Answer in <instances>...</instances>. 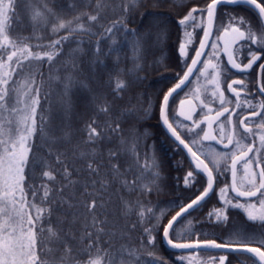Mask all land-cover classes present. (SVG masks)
<instances>
[{"label":"trees","instance_id":"obj_1","mask_svg":"<svg viewBox=\"0 0 264 264\" xmlns=\"http://www.w3.org/2000/svg\"><path fill=\"white\" fill-rule=\"evenodd\" d=\"M207 1L138 0L135 7H130V0H38L34 5L43 10L46 4L47 8L58 15L59 20L73 21V27L83 24L88 31H77L70 41L57 46L60 55L54 56L52 61H48L47 57L41 61H31L34 78L29 80L33 89L31 95L39 100L36 107L37 126L43 117L60 140L51 149L53 156L49 157V146L37 133L30 141L32 152L47 159L54 167H59L56 165L55 154L64 153L61 159L73 171L72 179L83 180L86 174L74 170L85 167L81 152L88 153L95 149L103 174L107 171L105 165L108 162V151L117 146L119 137L128 139L132 131L139 136L137 155L143 167L136 168L135 175L129 173L125 177L129 182L136 180L138 190L130 191L120 182L111 183L106 192L102 191L105 207L97 209L98 220H107V230L114 233L112 237H104L102 247H108L105 241L110 239L112 254L127 264H149L153 260L157 264H185L178 255L186 252L223 254L227 257L224 264H256L253 259L239 253L172 251L162 242L163 228L180 209L178 205L187 204L190 198L199 193L197 189L201 191L205 185L202 175H198L194 187L184 186V177L193 167L185 153L167 135L157 115L161 96L169 85L165 76L175 73L177 59L175 53L169 47L167 49L162 35H174L179 20L191 9L203 7ZM25 8V4L16 0L13 11L18 15L8 13V34L10 37H28L24 43L30 45L34 53L52 51L47 46L51 41L66 35L67 30L53 33L52 26L59 20L52 17L47 24L34 26ZM84 13L98 15L97 21L90 22ZM76 17L80 19L77 21ZM114 24L116 28L109 35L106 30ZM137 41L140 42L139 51ZM25 75L27 70L24 75H13V80L24 83ZM69 76L72 77V83L66 89ZM118 82L126 85L122 91L116 88ZM35 89H39L38 96ZM27 90L28 85L21 89V100L25 99L22 93ZM105 107L109 109L107 112L101 110ZM93 121L99 126L97 130L104 133L95 144L88 142V125ZM116 123L120 125L118 133L110 131ZM65 131L69 133L67 137H64ZM130 160V156H121L119 163L122 171L128 168ZM153 164L159 167L153 168ZM153 172H159V179L154 186L151 184ZM25 173L29 176L26 187L29 184L39 187L40 179H31L29 168L25 169ZM36 176L39 177L38 171ZM60 178L57 175V180ZM145 184L151 190L142 194L140 186ZM220 186L222 183L217 182L216 191ZM216 191L201 207L177 221L170 232L174 241L215 240L223 243L231 238L236 228L252 234L253 227L261 225L249 222L245 215L236 212L234 206H226L225 201L228 199L219 197ZM123 201L133 206L131 212L125 213L122 210ZM137 202L144 209L143 220L138 215L140 207L136 206ZM57 207L60 211L56 215L67 211L64 206ZM225 207L226 220L218 221L215 216L209 217L214 209ZM148 209L152 211L148 212ZM71 211L82 212L83 209ZM145 227L155 228L152 232V245L147 243ZM76 230L79 232L83 229L77 224ZM128 250H135V255H128ZM79 258L82 262L88 259L87 255Z\"/></svg>","mask_w":264,"mask_h":264},{"label":"snow or ice","instance_id":"obj_2","mask_svg":"<svg viewBox=\"0 0 264 264\" xmlns=\"http://www.w3.org/2000/svg\"><path fill=\"white\" fill-rule=\"evenodd\" d=\"M18 2L26 5L25 11L30 13V20L34 26L47 24L50 17L59 20L58 15L47 8L46 4L43 10L34 7L38 0H18ZM137 2L138 0H130V7H135ZM221 4L233 6L247 5L249 10L254 12L258 20L255 32L250 21L246 19L237 20L231 15L229 16V20L239 24L240 27H231V24L229 27H231L233 33L237 34L238 39L246 40L253 44L257 43L256 33L258 32L259 45L264 47V0H211L206 10L191 9L179 20V24L184 26L186 22L195 20L194 13L198 12L200 15H203L205 11L208 22L211 24L214 19L215 10ZM15 7L16 0H8L7 3L4 0H0V121H2L0 122V264H127L123 259H118L117 256L112 254L110 239L105 241L108 247H102L101 242L104 241V237H112L114 233L107 230V220H98L97 209L105 207L106 201L103 200L102 191L106 192L111 183L120 182L123 187L129 188L130 191L138 190L136 186L137 181L129 182L125 177L129 173L135 175V169L143 167L140 165L137 155L139 136L136 135L135 131H132L128 139L119 137L117 146L108 151V162L105 165L107 171L103 174L100 171L101 165L97 162L99 157L95 149L88 153L81 152L80 156L83 159L85 167L74 170L78 173L86 174V178L83 180L72 179L73 171H70L69 165L61 159L64 153L55 154L56 165L59 167H54L47 159L38 157L32 152L30 141L37 133L44 143L49 146V157L53 156L51 149L60 140L55 136V133L48 124L45 123L43 117L40 119L39 127L37 126L36 107L39 104V100L31 95L33 89L29 84V80L34 79L31 61H41L44 57H47L48 61H52L54 56L60 55V49L57 46L70 41L72 35L77 31H88V29L83 24H77L76 27H73V21L65 22L59 20L58 23L53 24L51 31L57 33L60 30H67V34L51 41L47 47L51 48L52 51L44 52L43 54L40 52L34 53L31 51V46L24 43L28 37H10L8 34L10 30V25L7 24L8 13L12 12L13 15H18L13 11ZM83 15H87L90 22H95L98 19V15H89L87 13ZM75 19L78 21L80 17H76ZM120 26L123 27V24ZM241 27L244 28L243 31ZM115 28L116 25L114 24L106 31L111 35ZM128 31L134 32L131 29H128ZM246 32L247 37L245 35ZM204 36L205 38L209 36L208 30L204 31ZM139 45L140 42L137 41V51L140 50ZM205 46V40H201L200 49H204ZM184 49L185 45L181 44L180 52L182 55L184 54ZM225 50L227 51V46ZM99 51L100 49L97 48V52ZM201 55L202 52L197 50L196 57L199 58ZM250 56L251 59L243 67L236 63L230 54L228 63L234 69L247 71L261 58L257 52H250ZM197 58L192 59V66L187 68L184 77L180 79L179 83L163 95L160 105V118L162 124L170 132L171 137L183 145L195 161L194 167L184 177V186L186 188L194 187L196 183L195 177L203 173H206V186L203 188V191L197 189L199 194L195 198H190L189 203L178 205L180 211L164 227L163 236L165 242L173 248L192 249L195 251L207 250L209 248L228 249L229 252H238L239 255L248 256L256 264H264V250H262L264 249V233L257 236L249 234L242 228H236L231 234V238L223 243L210 240L197 241L195 245L192 243L174 242L173 238H169V230L174 229V222H177L178 218L189 215L192 210L201 207L212 194L214 190L213 171L215 169L219 172L221 161H225L226 164L229 158V153L227 152L214 150L207 153L205 160H208L213 165L210 168L209 164L205 163V160H201L200 155L196 151H193L188 143H185V140L181 138L172 123L169 122L167 114L169 100L184 85L185 81L188 80L194 67L200 63ZM259 67L264 72V64H260ZM205 68H207V65H205ZM212 68L215 71L216 65H212ZM26 70L27 75L24 76V83L13 80V75H24ZM215 79L214 75L209 82L213 83ZM67 80L66 89L70 87L72 77L69 76ZM233 84L243 87L244 81L234 80L231 84H228V89L239 98L240 92L233 87ZM25 85H28V90L22 93L25 99L21 100V89ZM125 87L126 85L123 82H118L116 85L118 91H122ZM258 91L261 95H264V86L259 87ZM35 92L38 96L39 89H35ZM213 95H215V92H213ZM224 102V95L221 92V105ZM180 103L183 105L184 101L182 100ZM21 104L23 105L22 107H17V105ZM261 107L264 108V105H261ZM101 110L107 112L109 109L105 107ZM228 111V108L225 107L223 111L217 112V118L223 116ZM4 113H7V115H4ZM145 115H147L146 111ZM252 115H260L261 123L264 125V115L255 111ZM186 119H191V116H187ZM240 123L244 124V121L242 120ZM196 126L199 127V124ZM98 127V125H95V121L88 125L89 143L95 144L104 136L102 130H97ZM245 130L246 132H251L250 128L246 127ZM110 131L118 133L120 131L119 123H116L115 128L110 129ZM221 131H223V125H221ZM68 135L69 133L65 131L64 137ZM203 139H210L207 132L204 133ZM211 139H215V137H211ZM260 141L264 144V135L260 136ZM195 143L197 141L193 140L192 144ZM232 143V138L229 137L228 144H225L224 147L228 148ZM238 144L239 142L237 141V146ZM252 151L253 149L250 146L248 152ZM122 155L131 157L128 168L123 171L119 163ZM245 157L247 158L245 159ZM241 160H243L245 175L246 177L249 176L248 165L253 163L252 157H248V153L245 152L243 156L232 158L230 168L233 183L231 189L238 198H245V203L237 201L233 204L231 200H226L225 205L243 209L249 222L260 223L264 226V169H261L258 173L251 172L250 177L247 179V189L239 191L236 182V170L237 164ZM152 167L158 168L159 165L153 164ZM26 168H29L32 172L31 179H40L41 183L39 187L35 184H29L26 187V181L29 179V176L25 173ZM37 171L39 172V177L36 176ZM57 175L61 177L60 180H57ZM151 175V184L154 186L159 179V172H153ZM257 176L259 177V181H257ZM138 179L139 177H137ZM89 188L92 190L89 191ZM41 190L42 194H40ZM140 190L143 194L144 191H150L151 188L145 184L140 186ZM224 191L225 189H221V193ZM29 194L31 195V200H29ZM66 196L67 199L65 198ZM251 198L256 199L252 201ZM257 204L259 208H257ZM57 205L64 206L67 211H63L62 215H56L60 211ZM136 206L140 207L138 215L143 220L144 209L139 205V202H137ZM80 208L83 209L82 212L71 211L72 209ZM132 208L133 206L127 201L122 202V210L125 213L131 212ZM151 211V209H148V212ZM161 215H164V213H161ZM212 216H215L218 221L226 220V207L214 209L209 213V217L211 218ZM77 224L83 229L82 231L77 232ZM153 231H155V228H144V232L148 235L147 243L149 245L154 244ZM201 243L205 246L204 249L200 248ZM250 244H258L259 246L250 247ZM81 255H87L88 259L82 262L79 258ZM128 255L134 256L135 250H128ZM226 259V256L220 257V264H224ZM149 264H157V261H150Z\"/></svg>","mask_w":264,"mask_h":264},{"label":"flooded vegetation","instance_id":"obj_3","mask_svg":"<svg viewBox=\"0 0 264 264\" xmlns=\"http://www.w3.org/2000/svg\"><path fill=\"white\" fill-rule=\"evenodd\" d=\"M210 1L208 0L203 7L198 9L206 10ZM230 15L237 20L246 19L250 21L255 32L258 20L247 5H219L215 10L212 31L200 63L187 84L170 98L167 114L169 122L172 123L181 138L192 147L193 151L200 155L202 160H205L207 153L214 150L229 153L227 163L225 164V161L222 160L219 172L215 169L213 171L214 190L212 193L216 191V183L221 182L222 186L216 191L218 196L231 200L235 204L237 201L245 203V198H238L231 192V159L236 156H243L245 152L248 153V157L253 159V163L248 165V177L245 175L243 160L237 164L236 182L240 191L247 189V179L251 172L258 173L264 169V144L260 141V136L264 135V125L261 123L260 115H252L254 111L264 115V108L261 107L264 105V95L258 91L259 87L264 86V72L259 67L260 64H264V47L259 45L258 32L256 33L257 43L255 44L238 39L237 34L231 31V27H240V25L230 21ZM194 16L195 20L186 22L184 26L178 22L174 35H163L167 49L169 47L177 59L174 66L175 73L165 76L169 85L163 92L161 101L163 95L183 77L200 45L205 29L206 11L203 15L197 12ZM230 24L231 27H229ZM241 30L243 31L244 28L241 27ZM245 35L247 37V32ZM181 44L185 45L183 55L180 52ZM226 46L227 51L225 50ZM250 52H257L261 57L251 69L239 71L232 68L228 63L230 54L231 58L243 67L251 59ZM212 65H216L215 71H213ZM214 75L216 77L215 82L210 83L209 81ZM234 80L244 81L243 87L233 84V87L240 92L239 98L228 89V84ZM221 92H223L225 101L223 105L220 103ZM182 100L184 101L183 105L180 103ZM160 105L157 111L159 121ZM225 107L229 111L217 118L216 113L223 111ZM187 116H191V119H186ZM211 116H216L215 120H208ZM242 120L244 124L240 123ZM197 124L199 127L196 126ZM221 125H223V131H221ZM246 127L251 129L250 133L246 132ZM206 130L209 131V137H215L218 142L204 140L203 135ZM229 137L232 138L233 143L225 148L224 145L228 144ZM193 140H196L197 143L192 144ZM237 141L239 142L238 146ZM250 146L253 149L252 152H248ZM205 163H208L210 168L213 167L208 160H205ZM202 177L205 181V187L206 179L204 176ZM257 181H259L258 176ZM221 189H225V191L221 193ZM251 199L255 201L256 198ZM257 208H259L258 204ZM234 209L246 216L243 209L236 207ZM252 245L259 246L257 244Z\"/></svg>","mask_w":264,"mask_h":264},{"label":"water","instance_id":"obj_4","mask_svg":"<svg viewBox=\"0 0 264 264\" xmlns=\"http://www.w3.org/2000/svg\"><path fill=\"white\" fill-rule=\"evenodd\" d=\"M209 3H211V1L209 2ZM208 3V4H209ZM207 4V5H208ZM221 5H225V4H221ZM207 8V7H206ZM214 16H215V13H214ZM213 21H214V19H213ZM212 27H213V22L211 23V24H209V22H208V18H207V13H206V18H205V29H204V31L205 30H208L209 31V36L207 37V38H205V36H204V34H203V36H202V38H201V40H205V45L207 46V43H208V40H209V38H210V34H211V31H212ZM206 46H205V48L204 49H200V45H199V47H198V50H200L201 52H202V55L199 57V58H197L196 57V53H195V55H194V57H193V59L194 58H197L199 61L201 60V58H202V56H203V54H204V52H205V49H206ZM199 64V63H198ZM198 64L194 67V70H193V72L189 75V78H188V80L187 81H185V83H184V85H182L181 86V88L180 89H182L186 84H187V82L189 81V79L191 78V76H192V74L194 73V71H195V69H196V67L198 66ZM192 66V61H191V64H190V66L189 67H191ZM183 77H184V75H183ZM182 77V78H183ZM181 78V79H182ZM180 81V80H179ZM179 81H178V83H179ZM177 83V84H178ZM174 87V86H173ZM172 87V88H173ZM180 89H178L177 91H179ZM215 118H216V116H211V117H209V119L208 120H215ZM160 124L162 125V127H163V129L165 130V132L167 133V135L171 138V140L185 153V155L187 156V158H188V160H189V162L191 163V165H192V167H194V163H195V161L193 160V158H192V156H191V154L187 151V149H185L184 148V146L183 145H181V144H179V142L178 141H175V139L173 138V137H171V134H170V132L167 130V127L165 126V125H163L162 124V121H161V118H160ZM205 132H207V130L205 131ZM208 134H209V131L207 132ZM210 136V135H209ZM208 140H215L216 142H218L217 141V139L215 138V139H208ZM186 143V142H185ZM201 159V158H200ZM202 160V159H201ZM201 175H203L204 177H205V179H206V173H203V174H201ZM232 183H233V178H232V180H231V185H232ZM239 190V189H238ZM240 191V190H239ZM231 192L236 196V194L232 191V189H231ZM195 198V197H194ZM190 202V201H189ZM188 202V203H189ZM186 205V204H185ZM180 211V209L177 211V212H179ZM176 212V213H177ZM176 213L173 215V216H175L176 215ZM172 216V217H173ZM172 217L168 220V222L172 219ZM179 219H181V218H178V220ZM168 222L166 223V225L164 226V227H166L167 225H168ZM177 222H174V225L176 224ZM163 230H164V228H163ZM171 230L172 229H170L169 230V232H171ZM169 238H171V237H169ZM204 241H210V240H204ZM162 242H163V244H164V246L167 248V249H169V250H172V251H195V250H192V249H177V248H173V247H171L170 245H168L166 242H165V238H164V236H163V232H162ZM174 242H181V243H192L193 245H195L196 244V242L197 241H174ZM200 242H203V241H200ZM217 242V241H216ZM217 243H219V242H217ZM250 247H258V246H254V245H249ZM204 245H203V243H201L200 244V248L201 249H204ZM202 251H217V252H229V250L228 249H214V248H209V249H207V250H202ZM236 253H238V252H236ZM257 260H258V258H257ZM205 264H210V263H205Z\"/></svg>","mask_w":264,"mask_h":264},{"label":"rangeland","instance_id":"obj_5","mask_svg":"<svg viewBox=\"0 0 264 264\" xmlns=\"http://www.w3.org/2000/svg\"><path fill=\"white\" fill-rule=\"evenodd\" d=\"M252 232H253L252 234L259 236L261 233H264V226L255 225L253 227ZM223 256L225 255L223 254H211L210 255V254L186 252L182 255H178V258L182 260L185 264H205V263L220 264V257H223Z\"/></svg>","mask_w":264,"mask_h":264}]
</instances>
